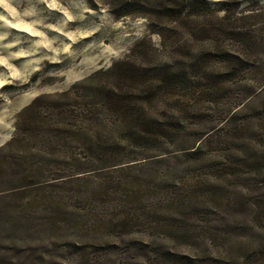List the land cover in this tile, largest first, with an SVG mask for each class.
<instances>
[{"label": "rangeland", "instance_id": "obj_1", "mask_svg": "<svg viewBox=\"0 0 264 264\" xmlns=\"http://www.w3.org/2000/svg\"><path fill=\"white\" fill-rule=\"evenodd\" d=\"M0 264H264V0H0Z\"/></svg>", "mask_w": 264, "mask_h": 264}]
</instances>
